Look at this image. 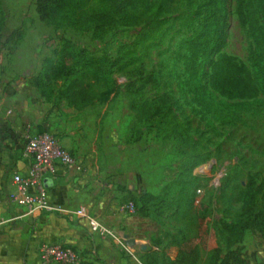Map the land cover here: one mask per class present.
Wrapping results in <instances>:
<instances>
[{
    "label": "rangeland",
    "instance_id": "374dc122",
    "mask_svg": "<svg viewBox=\"0 0 264 264\" xmlns=\"http://www.w3.org/2000/svg\"><path fill=\"white\" fill-rule=\"evenodd\" d=\"M35 2L0 0V58L1 53L9 57L17 47L6 42L16 28L24 30V37L28 35L23 52L37 72L43 58L60 48L64 38L95 54L124 56L111 73L116 90L81 111L92 119V126L83 135L82 149L74 151L87 163L89 183L100 195L120 192V205L129 202L136 192L155 196L143 202L144 211L131 213L144 217L132 222L133 229L139 228L140 237L134 249L137 257L128 253L131 262L173 264L178 241L186 237L199 246L196 264H220L228 249L230 231L225 224L238 218L248 185L255 191L251 210L264 211V94L242 107L237 105L240 99L225 98L220 115L202 110L192 100L188 87L179 86V82L188 80L185 62L190 51L183 40L204 20L206 0H172L166 23L155 37L141 44H134L139 29L135 25L117 24L102 36L69 26L56 28L40 19ZM227 3L226 39L220 52L251 69L254 43L241 17L239 0ZM253 3L259 8L260 18H264V0ZM98 5L99 1L94 0L89 9ZM165 90L173 93L175 114L201 155L206 156L181 178V187L173 182L181 173L189 146L167 138V131L158 121L147 122L140 111L131 108V98L138 103L150 101ZM244 233L233 246L244 258L238 264H264V238L254 228Z\"/></svg>",
    "mask_w": 264,
    "mask_h": 264
},
{
    "label": "trees",
    "instance_id": "16d2710c",
    "mask_svg": "<svg viewBox=\"0 0 264 264\" xmlns=\"http://www.w3.org/2000/svg\"><path fill=\"white\" fill-rule=\"evenodd\" d=\"M94 0H36V10L41 20L56 28L73 27L77 30H90L96 36H102L117 24L139 26L134 44L144 43L157 34L166 23L171 11L172 0H97L99 5L89 9ZM207 12L204 20L183 40L188 45L190 55L185 65L188 80L179 82L188 87L202 110L220 114L225 109L226 99H240L237 105L242 107L256 101L264 94V18H260L259 8L253 0H239L241 17L247 24L254 43V60L250 69L227 53H221L226 39L228 19L227 0H206ZM24 37V30L16 28L7 36L6 42L17 45ZM217 53L213 58L212 54ZM119 54L112 57L91 52L69 38H64L60 48L42 60L39 71L29 78L45 102L53 105L60 101L76 109H84L102 101L110 92L116 90L111 79L114 67L123 60ZM210 63V71H207ZM173 93L165 90L163 94L153 96L150 101L140 103L131 98V108L140 111L147 122L158 121L166 130V137L189 146L181 167L179 177L173 182L182 186L181 178L197 164L205 161L198 146L193 143L187 129L175 114ZM155 198L149 192H136L130 201L136 211H144L143 202ZM255 201V191L250 185L243 191L242 204L238 218L227 222L225 228L230 233L226 238L228 249L220 264L241 263L244 258L239 250L233 248L243 237L245 230L254 228L264 238V211L251 210ZM225 228L222 231H225ZM178 253L173 264H196L200 258L199 246L184 237L178 241Z\"/></svg>",
    "mask_w": 264,
    "mask_h": 264
},
{
    "label": "crops",
    "instance_id": "0c3cea01",
    "mask_svg": "<svg viewBox=\"0 0 264 264\" xmlns=\"http://www.w3.org/2000/svg\"><path fill=\"white\" fill-rule=\"evenodd\" d=\"M27 38L25 35L9 57L1 53L0 58V264H42L38 250L43 242L74 247L81 264H135L128 253L134 254L140 230L133 229L132 222L144 217L131 214L135 211L127 209L126 203L119 204L120 192L100 195L89 183L87 163L74 149H82L83 135L90 130L92 119L80 114L84 109L71 107L64 100L59 106L42 100L38 89L27 80L37 72L29 64V55L23 52ZM29 127L57 132L61 143L77 154L84 165L83 171L65 167L56 178L45 179L51 200L69 209L88 206L125 245L116 238L91 233L87 223L73 213H28L25 206L10 199L9 193L15 188L13 175L28 167L22 135ZM119 182L125 184L124 180ZM128 238H133L135 244H127Z\"/></svg>",
    "mask_w": 264,
    "mask_h": 264
},
{
    "label": "built area",
    "instance_id": "2783aa9c",
    "mask_svg": "<svg viewBox=\"0 0 264 264\" xmlns=\"http://www.w3.org/2000/svg\"><path fill=\"white\" fill-rule=\"evenodd\" d=\"M8 112H12L9 108ZM24 156L28 160L25 171H16L13 175L15 188L9 197L15 203L25 206L28 213L66 211L73 213L87 223L89 231L104 238H116L124 241L116 232L107 226L102 219L81 204L75 209H69L51 200L45 179L56 178L65 167H75L83 171L82 160L70 148L61 143L59 134L53 130H33L27 128L23 132ZM200 191V189H199ZM126 208L136 211L132 201L126 203ZM39 260L42 264H80L78 251L71 246L59 242H43L39 246Z\"/></svg>",
    "mask_w": 264,
    "mask_h": 264
},
{
    "label": "water",
    "instance_id": "95a60500",
    "mask_svg": "<svg viewBox=\"0 0 264 264\" xmlns=\"http://www.w3.org/2000/svg\"><path fill=\"white\" fill-rule=\"evenodd\" d=\"M47 179H49V178H47ZM126 243L129 245H133V244H135V240L133 238H128Z\"/></svg>",
    "mask_w": 264,
    "mask_h": 264
}]
</instances>
